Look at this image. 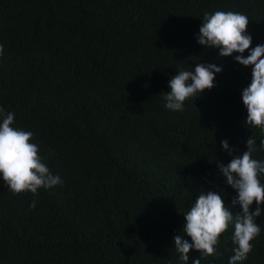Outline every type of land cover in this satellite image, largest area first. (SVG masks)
Listing matches in <instances>:
<instances>
[{
    "label": "trees",
    "instance_id": "obj_1",
    "mask_svg": "<svg viewBox=\"0 0 264 264\" xmlns=\"http://www.w3.org/2000/svg\"><path fill=\"white\" fill-rule=\"evenodd\" d=\"M215 11L246 15L251 47L264 44V0H0V107L63 181L14 195L0 177V264H183L182 214L202 192L238 195L221 141L242 155L264 136L244 123L252 66L198 43ZM197 63L223 65L215 87L168 110L170 79ZM257 223L242 264H264V213ZM232 234L201 264H228Z\"/></svg>",
    "mask_w": 264,
    "mask_h": 264
},
{
    "label": "clouds",
    "instance_id": "obj_2",
    "mask_svg": "<svg viewBox=\"0 0 264 264\" xmlns=\"http://www.w3.org/2000/svg\"><path fill=\"white\" fill-rule=\"evenodd\" d=\"M248 25L249 18L239 12L206 13L197 40L205 49H219V57L239 53L234 57L235 61L245 67L252 66L251 82L242 90V101L247 110L244 123L264 133V44L251 47L253 37L247 32ZM246 50L249 51L247 57L243 55ZM3 52L0 44V57ZM222 71L223 65L197 63L192 71L177 72L169 81L170 91L164 95L165 107L183 112L186 100L215 87L216 73ZM14 119V113H5L0 107V177L6 187L14 195L30 192L36 196L41 188L62 185L60 176L52 174L42 162L38 144L31 142L34 134L13 127ZM221 144L233 158L227 165L219 164V170L226 178V184L238 195L231 204H226L220 193L202 192L182 214L186 222L173 239L175 252L183 264H188L193 249L200 255L192 264H201V258L215 256L221 234L230 227L233 228L231 239L235 247L228 264H242L253 250L252 241L261 233L257 218L264 213V207H261L264 205V183L260 179L264 175V160L254 159L253 153L264 151V136L259 146L255 137L249 136L247 150L242 155H235L236 149L231 148L227 140ZM254 203L256 209L252 211ZM237 206L240 210L233 213L231 209ZM29 207L35 209V199Z\"/></svg>",
    "mask_w": 264,
    "mask_h": 264
}]
</instances>
